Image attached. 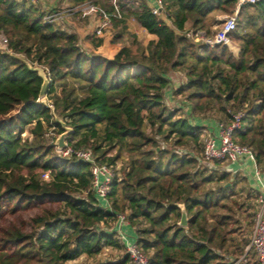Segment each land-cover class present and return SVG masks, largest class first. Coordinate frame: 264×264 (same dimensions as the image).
Segmentation results:
<instances>
[{"label":"trees","instance_id":"trees-1","mask_svg":"<svg viewBox=\"0 0 264 264\" xmlns=\"http://www.w3.org/2000/svg\"><path fill=\"white\" fill-rule=\"evenodd\" d=\"M87 1L111 20L112 55L98 52L105 40L95 27L88 34L71 31L47 21L30 0H0V32L9 42L8 51L0 50V264H67L95 258L108 246L125 249L110 226L119 214L136 229L149 264H230L225 212L236 183L228 173H209L201 149L191 156L175 150L199 149L202 128L170 109L165 93L171 75L182 72L186 82L176 91L194 114L217 108L230 122L228 107L243 112L233 138L264 163V0L239 6L231 34L237 55L185 32L191 22L193 30L212 34L210 17L232 14L239 0H167L172 25L146 0H69L72 7ZM131 18L157 39L145 46L133 35L125 42ZM29 63L50 80L45 100L43 79ZM64 125L72 128L68 145L91 149L115 171L122 164L110 184V207L93 188L91 163L57 154L48 135L52 128L62 134ZM182 208L186 226L179 223ZM247 246L238 247L242 254ZM95 264L132 260L125 251Z\"/></svg>","mask_w":264,"mask_h":264},{"label":"built area","instance_id":"built-area-1","mask_svg":"<svg viewBox=\"0 0 264 264\" xmlns=\"http://www.w3.org/2000/svg\"><path fill=\"white\" fill-rule=\"evenodd\" d=\"M30 1L39 5L42 0ZM257 1L259 0H239V5L236 10L232 14L224 16L212 34H208L205 30L191 29L186 30L185 36L193 39L195 42L203 43L205 46L209 47L221 44L230 46V44H232L231 34L237 26L239 6L245 2L255 3ZM166 4L167 0H155V4L151 7V10L155 15L169 24L172 22L170 19L171 13L167 10ZM66 14L77 15V18L91 16H94L95 18L98 17L99 20L95 26L97 32L103 37L110 32L112 23L109 16L107 14H103L97 5L90 1L84 2L76 7L66 8L62 13L49 12L46 15V20L49 22H58L60 19L63 20V18H65L63 16ZM8 45V38L4 33L0 32V50L8 51ZM230 113L232 114L230 122L225 123L223 121H219L217 123L219 133L218 136L209 134L204 130L202 131V163L206 162L209 164L214 162H229L239 167H246L248 159H251L254 162L256 161L254 151L249 146L236 142L233 138L234 132L241 128L242 118L244 115L243 112H238L236 114L232 112ZM57 151L64 157H75L77 160L91 163L93 188L96 191L99 200H101L106 207H110L108 194L110 192L112 178L114 174H116L115 168L107 163H99L96 155L91 149L75 148L66 144L65 148L57 147ZM43 178L49 180V173H44ZM118 220L121 224L128 221L125 214H119ZM113 226L111 228L115 229L117 237L123 242L126 253L132 260V264H149L148 256L138 246L137 241L136 243H132L127 234L124 233L121 228L116 229V226ZM250 248L253 249L255 254V262L251 260V257L248 254ZM228 261H230V264H264V189L261 190L259 197V209L254 222L250 246L243 255L237 258L231 257Z\"/></svg>","mask_w":264,"mask_h":264},{"label":"rangeland","instance_id":"rangeland-1","mask_svg":"<svg viewBox=\"0 0 264 264\" xmlns=\"http://www.w3.org/2000/svg\"><path fill=\"white\" fill-rule=\"evenodd\" d=\"M38 7L41 10L47 12V14L49 12H52V13L60 12V13H62L65 8H71L72 4L69 2V0H42L40 2V4L38 5ZM224 15L226 16V15H230V14H224ZM65 16L68 18L69 14H66L63 17H65ZM75 16H77V15H75ZM91 17L94 18V16H91ZM79 18H80L79 21H76L75 19L70 18V20H71L70 22L71 23L75 22V30H80V31L84 32V30H82V28L85 27V24L82 23L84 21H83V19H81V17H79ZM82 18H84V17H82ZM98 20H99V18L97 17V18H95V21H93V22L98 23ZM58 23L63 25V20L60 19L58 21ZM219 23L220 22L217 21L216 24L219 25ZM67 25H68V30L72 31L74 29L73 27L69 28V26H70L69 23ZM170 25H172V22L170 23ZM215 28H213V31L215 30ZM116 39H117V36L115 34V31L111 30L104 37L106 45L103 46V51L111 53L110 49L112 46V40H116ZM123 40H125V42H127V43L130 42L131 36L128 33V30L126 31ZM229 48L231 50H233L234 52H237L240 49L239 45L236 43H233V42H232V44H230ZM183 76H184V74H183ZM183 76L181 77V75H179V76L175 75V78H176L175 80H180L183 78V81L186 82V79L184 78L185 76L184 77ZM183 84L184 83H182L181 81H179V83L176 82V84L174 86V90L172 92L167 93V91H166L165 101H166L167 106L170 109H179V105H181V104L183 106V100L184 99L182 97H180L176 91ZM42 100H45V98H43ZM258 104H259V102L255 101L254 105L257 106ZM228 108H229L228 110L230 112H234L231 107H228ZM210 112L212 114L216 115L220 121L228 123V121H227L228 116H229L228 114L226 115V114H223L221 112L220 113L217 112V108H213L212 111H210ZM60 135L61 134H57L55 129L52 128L48 136L52 142H56V140L58 139V137ZM66 144H68V143L66 142ZM160 144L164 148H171V149L175 148V146H173L172 143L167 144L166 142L161 141ZM249 147L253 151H255L252 146H249ZM194 148H195V150L198 151L197 153L200 154L201 152L199 153V151H200V149L202 151V143H201V146H199V149H197V147L194 146V147H187V148L181 147V148L175 149V150H177V152L181 155H190V154H192V150ZM56 152L58 154L57 150H56ZM200 156H201V154H200ZM201 164L203 166L207 167L209 173L214 174L216 176V178H219L222 174L228 173L230 181L233 183H236L235 194L231 197L230 201L228 202V205L232 209L230 212H228V211L227 212L224 211V212L226 214H229V216H230V220H229V223L227 225V231L229 232V234L227 235V237L229 239L228 240L229 247L227 249V253L229 252L231 254V257H233V258L240 257L243 254L240 252V249L238 247L240 246V248H241V247H243L244 244L248 245L247 247L250 246L251 235H252V231H253V227H254L253 225H254L255 218H256V215H257V212L259 209L260 193H258L257 191H255L252 188L248 178H246L245 180L243 179L244 175L242 173H240L239 171L238 172L228 171L229 170V163L228 162H214V163H209V164L206 162H203ZM121 166H122V164L119 163L117 170H116V173H118V174L120 173ZM238 178H242V179H238ZM222 182H223V180L221 181V183ZM229 184L230 183H228V185ZM212 186L214 187L216 185L212 184ZM189 219L190 218L188 217V220ZM11 221L12 220H10L9 223ZM113 225H114V223L110 224L111 227ZM135 234H132V233L129 234V239L132 243H136V241H137ZM125 251L126 250L124 248L115 249V248L108 246V247H105L103 252L95 258L87 259L85 257H82L76 261H72V262H69L67 264H74V263H76V264H95L98 262L112 261V260L119 259L123 255H125ZM221 252L225 253L226 251L222 249ZM250 257H251V260H253L254 262L256 261L254 252L250 253Z\"/></svg>","mask_w":264,"mask_h":264},{"label":"crops","instance_id":"crops-1","mask_svg":"<svg viewBox=\"0 0 264 264\" xmlns=\"http://www.w3.org/2000/svg\"><path fill=\"white\" fill-rule=\"evenodd\" d=\"M148 5L151 7L154 6L155 4V0H146ZM237 8V7H236ZM235 8V10H236ZM66 9V8H65ZM234 10V11H235ZM224 14H214L210 17L209 23L212 24V31L213 28H215L218 24L217 21L220 22V20L224 17ZM66 17V16H65ZM74 17V16H73ZM72 15L70 14L68 16V18H63V26L65 28L68 29V23H69V28H74L73 30H75V22L71 23L70 18L71 19H75L76 21H79L76 19V16L73 18ZM82 23L85 24V27L82 28V30H84V34H88L89 30L93 27H95L97 25L95 21V17H87ZM170 25V23H169ZM127 27H128V33L130 34V36L136 35L138 37V39L146 46L151 40H156L157 36L154 34L149 33L145 28H143L142 26H140V24L138 22H136V20L134 18L128 19L127 22ZM191 22L187 23L186 26V30H191ZM83 32V31H81ZM106 45V42H104V45ZM240 50V49H239ZM239 50L237 52H233L237 55L239 53ZM100 53H105V54H109L112 55L111 53L108 52H104L103 51V47L98 51ZM175 75H181V77L183 76L182 72H175L173 75H171V87L167 90V93L172 92L174 90V86L177 83H179V81H181L182 83H184L183 78L180 80H175ZM184 77V76H183ZM185 78V77H184ZM179 109L181 110V115L183 117H186L188 119H191V121L193 122V124L200 126L202 129V131L204 130L205 132H208L209 134H212L214 136H218V127H217V123L220 121L216 115L212 114L211 112H208L206 114L201 113V114H194V111L192 110V107L190 105V103H188L187 101L183 100V106L182 104L179 105ZM232 164V163H231ZM232 168L229 167L228 171H232V172H240L244 175L245 178H248L252 188L257 191L258 193H261V190L264 189V163L262 164H258L257 161H252L251 159H248L247 161V165L246 167H239L235 164H232ZM259 174V175H258ZM116 226V227H115ZM116 229H120L127 234V236L129 237V234H135L136 233V229L131 226V224L129 223V221L122 223L117 220L114 223V226ZM136 235V234H135ZM220 252V251H219ZM221 253V252H220ZM225 260L228 261L231 258V254H224Z\"/></svg>","mask_w":264,"mask_h":264},{"label":"water","instance_id":"water-1","mask_svg":"<svg viewBox=\"0 0 264 264\" xmlns=\"http://www.w3.org/2000/svg\"><path fill=\"white\" fill-rule=\"evenodd\" d=\"M29 66L38 71L39 73V76L43 79V83H42V87H41V90H40V94H39V97L40 99H43L46 97L47 95V90H48V87H49V84H50V80L46 74V71L43 67L41 66H33L31 63H29ZM65 126V132H63L59 137L58 139L56 140V145L58 148H65L66 147V139L67 137L71 134L72 132V128ZM188 221V217H187V213H186V210L184 208H182V216H181V220H180V224L182 226H186L187 225V222Z\"/></svg>","mask_w":264,"mask_h":264}]
</instances>
